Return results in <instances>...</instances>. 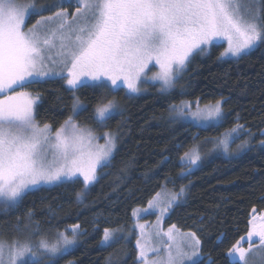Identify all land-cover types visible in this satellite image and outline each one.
<instances>
[{"label":"snow or ice","instance_id":"6c2138e0","mask_svg":"<svg viewBox=\"0 0 264 264\" xmlns=\"http://www.w3.org/2000/svg\"><path fill=\"white\" fill-rule=\"evenodd\" d=\"M72 2L62 0L53 5L61 10L44 17L41 13L47 9L0 0V207H15L28 191L40 185L75 182L82 177L87 188L97 181V169L110 166L114 158L113 137L104 133L105 144L100 145L96 143L99 138L90 129L79 127L72 117L54 134L47 124L40 127L36 123L35 100L23 89L39 78L58 76L72 89L98 87L114 92L126 87L132 94L141 91L140 84L159 82L162 92H167L194 54L204 53L217 38L227 40L223 56L238 57L258 44L264 45V18L257 14L245 17L242 11L245 7L258 13L264 0L260 5L257 0H248L247 5L241 0H75L70 23L63 4ZM33 15L40 19L28 28L26 20ZM57 46L64 65L60 72L46 65L51 59L49 52ZM149 64L159 70L146 77ZM79 103L77 99L76 105ZM192 108L186 102L175 110L181 116L187 110L188 122L195 126H223L225 115L219 101L203 108L197 102L196 110ZM117 114V102L108 100L95 109L94 119L104 127ZM239 127L211 143L229 154L230 143L239 139ZM244 147L238 146L241 151ZM200 159L198 147H193L181 162L194 166ZM183 192L181 188L180 193L166 194L164 206L161 193H157L145 214L150 210L166 213ZM249 225L247 239L241 237L249 248L237 241L229 251L230 264H248L245 257L254 238L264 246V214L253 215ZM70 231L71 237L58 233L55 242L43 238L0 241V264H42L41 256H63L75 244L79 225ZM166 235L173 240L171 229ZM188 241L176 245L175 251L168 244L166 256L152 264H185L198 257L200 241L195 233L188 234ZM115 242L114 233L105 229L101 243L111 246ZM136 245L140 264H148L145 246L139 240ZM151 251L158 253L159 249ZM192 264H200L199 259Z\"/></svg>","mask_w":264,"mask_h":264},{"label":"trees","instance_id":"16d2710c","mask_svg":"<svg viewBox=\"0 0 264 264\" xmlns=\"http://www.w3.org/2000/svg\"><path fill=\"white\" fill-rule=\"evenodd\" d=\"M260 14L264 18V5ZM39 18L33 15L28 25ZM225 50L224 43H217L194 54L167 92L152 82L134 95L123 87L114 92L98 87L72 89L58 76L28 86L39 96L35 109L39 122L57 130L72 117L97 134L113 133L117 149L111 165L99 170L87 191L81 179L66 181L31 190L15 207L0 209L1 236L14 240L25 232L53 233L79 225V243L51 264H109L112 259L115 264H138L134 211L147 207L164 187L186 188L166 227L174 225L199 236L200 264H230L229 251L247 236L253 210L264 212V45L238 58L224 57ZM76 97L86 110L74 114ZM108 100H118L121 110L101 127L94 119L95 109ZM185 101L222 102L223 126L204 128L171 119V107ZM237 125L243 129L232 155L206 156L203 151L201 164L184 173L185 152ZM238 142L249 146L237 152ZM105 229L133 232L129 239L106 247L101 243Z\"/></svg>","mask_w":264,"mask_h":264},{"label":"rangeland","instance_id":"374dc122","mask_svg":"<svg viewBox=\"0 0 264 264\" xmlns=\"http://www.w3.org/2000/svg\"><path fill=\"white\" fill-rule=\"evenodd\" d=\"M18 2L21 3V4L34 5L38 9H47V10L43 11L41 13V15L44 16V17H48V16H53L55 11L61 10L59 8L53 7V5L60 4L62 2V0H18ZM241 3H242V5H247L248 4V0H241ZM257 4L260 5V0H257ZM75 7H76L75 0H73L72 3H64L63 4V11H65L68 14H70L69 15V22L70 23L72 22L71 21V15L75 13ZM260 7H262V5H260ZM48 11H50V12H48ZM242 11H243L245 17H248V16L253 15V14H257V15L261 16V14H260L261 10L257 13V12H255V10L249 11V10H246L245 7H242ZM29 21L30 20H26V27H28V28L32 27L36 23L35 22L33 25L29 26L28 25ZM217 43H224L226 45V49L228 47V43H227V40L225 38H217L216 40L213 41L212 45L213 44H217ZM254 48L250 49L249 51L253 50ZM58 53H59V49H58V46H57L56 48H53L49 52V56L51 57V59L46 61L47 68L52 70V71H55V72H60V71L64 70V65H63V63H61V58H60ZM224 57H226V58H238L239 56L238 57L224 56ZM158 70H159L158 66H154V64H149L148 68L146 69V77H151ZM65 74H66V72H65ZM180 74H179V76H180ZM46 78L50 79V78H53V77H41L38 80L46 79ZM175 83H176V80L174 82L173 87L175 86ZM144 84L145 83L139 85V87L141 88V91L139 93H136V94H140V93L144 92ZM156 84H159V82H156ZM123 88L126 89V87H123ZM160 88H161V86H160ZM23 91L28 92L33 97V99L35 100L34 109H36V104L38 102L39 96L36 95L34 92H32L29 89V87L23 89ZM126 91H127V89H126ZM129 94H132V93H129ZM2 95L3 94H0V97H2ZM77 99L79 100L78 97H76V100ZM76 100H75V105H74V114H77L81 110V107L84 106V104L80 100H79V102H80L79 105H76ZM114 101L117 102L118 111H120L121 110V104L119 103L118 100H114ZM186 102L187 103H191L193 105V108L191 109V111H195L196 110L195 109V104L197 103L196 101L195 102H190V101L182 102V103H180L178 105H174L173 107H171V110H170V118L171 119H178V120H182V121H186V122L189 121L190 118L188 116V111L187 110H185V113H184L183 116L179 115L177 113V111L175 110L176 108H178L179 106H181L183 103H186ZM199 104H200V107L203 108L205 105H214L216 103L202 104L199 101ZM220 104H221V109H222V112H223L222 102H220ZM35 120H36V123L40 127H43L45 125L44 123H41V122H39L36 119V113H35ZM75 123L81 128L90 129L92 131L93 135L99 138L96 141V143H98L100 145H104L105 144L104 134H97L96 131L90 126H81L77 122H75ZM48 126L50 127V129L52 130V133L54 134L56 130H54L50 125H48ZM63 126H64V124H63ZM242 129L243 128L240 126L239 130H238V133H237L238 135L242 132ZM105 133H107L111 137H113L114 142H115V149H114V153H115V151L117 149V138H116V136L113 133H109V132H105ZM222 137H220V138H222ZM236 141L234 143H230V145H229V154H225L221 149L217 148L216 145L211 143V141H209L206 145H204V144L196 145L195 147H198L201 159L194 166H191V165L186 166V168L184 170V173L185 174H187L189 172L191 173L193 170H195L201 164L202 157H203V151H204V153H206V156H207V154H210L211 156H216V154H224L226 156L232 155L233 151L235 149L234 146L237 143ZM238 144L240 145L241 143L238 142ZM242 144L246 145V147H244V149H246L249 146V143H242ZM239 145H237V148H238ZM263 146H264V143H263ZM244 149L242 151H244ZM236 151L237 152H242L241 150H239V148L236 149ZM114 153H113V155H114ZM100 169L101 168L97 169V177H98V173H99ZM189 169H191V170L189 171ZM80 179L82 180V177ZM53 185H56V184L40 185L39 187L34 188V189H38V188L44 187V186H53ZM90 186H88L87 188L84 187V190L87 191ZM34 189H32V190H34ZM183 189H184V192L180 195V197L178 198L177 202L174 203L172 205V207H170L168 209V211L166 213H164V214H161V212L158 211V210H150V212L148 214H145L144 209H147L148 206L147 207L138 208V209H136L134 211L136 214L135 215L133 214L134 226H132V229L135 230V233L137 235V240H139L141 242V244L145 246V249H146V252H147V257H148V264H152L153 260H161V259H163L166 256L167 245L168 244H171L173 246V251H175V246L176 245L185 244V243L189 242L188 241V234H190L192 232H183L181 229L177 228L174 225L169 226V227H166V225H165V221L170 216V214H171L173 208L175 207V205H177L179 202L181 203L183 201V199L185 198L186 188H183ZM159 193H161V196H160V200L162 202L161 206H164V201H166V199H167V195L166 194L180 193V190H175L174 188L170 189L168 187H164ZM0 209H3V207H0ZM260 214H263V212L259 213L257 211H253V214L251 215V217L253 215L259 216ZM140 226H143V234H141V227ZM71 228L72 227H69V228H67V229H65L63 231L55 230L53 233L52 232H39L37 230L36 231H30L29 234H27V232H25L24 236L20 237L19 239H15V240H20V241L23 242V241H25L27 239H31L32 241H37V240H40V239L43 238V239L49 240L50 242H55V239H56L58 233H62L63 232L66 235H68L69 237H71L72 236V233L70 231ZM169 229L172 230L173 240H171V241H169L168 236L166 235L169 232ZM110 231H112L114 233V239L116 241L117 240L124 241V239H129L130 235L133 232L132 230H123V231L110 230ZM81 233H82V231L79 228V232H78V234H77V236L75 238V244L72 246V248L75 247L79 243ZM195 235L200 241L199 236L196 233H195ZM244 238L246 240L247 236L244 237ZM0 241H7V242L10 243L13 240L5 239L0 234ZM102 246H105V245L102 244ZM135 246H136V250L138 252V256H137L138 257V259H137L138 260V264H140L139 249H138L136 243H135ZM240 246L244 247L245 249L249 248V244L246 243L244 240H240ZM152 248L159 249V252L156 253V252L151 251ZM251 249L252 250L249 251L246 254V257H245V259L247 260L248 264H264V246L260 245V243H259L257 238H254V242L252 243ZM198 252H199L198 257L197 256L191 257V260H186L185 264H192L193 261H196L197 259L202 257L201 242H200V246H199ZM58 257H60V256H57L55 258H49L47 255H44V256H41L40 259H47L48 263L51 264ZM115 263H116V259H112L109 262V264H115ZM69 264H73V263H69Z\"/></svg>","mask_w":264,"mask_h":264},{"label":"water","instance_id":"95a60500","mask_svg":"<svg viewBox=\"0 0 264 264\" xmlns=\"http://www.w3.org/2000/svg\"><path fill=\"white\" fill-rule=\"evenodd\" d=\"M263 214H264V212H263Z\"/></svg>","mask_w":264,"mask_h":264}]
</instances>
